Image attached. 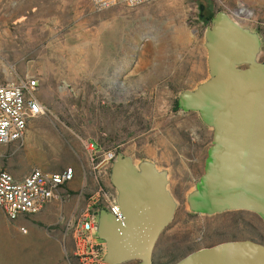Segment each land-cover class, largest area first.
I'll return each instance as SVG.
<instances>
[{"label": "rangeland", "instance_id": "1", "mask_svg": "<svg viewBox=\"0 0 264 264\" xmlns=\"http://www.w3.org/2000/svg\"><path fill=\"white\" fill-rule=\"evenodd\" d=\"M221 12L259 37L257 60L264 62V0H159L105 10L90 0H0V82L36 80L47 109L40 116L46 138L30 144L41 156L25 165L42 169L43 156L89 160L88 175H76L43 210L10 221L0 208V264H83L79 220L118 199L113 164L96 169L91 144L138 166L152 162L166 174L176 210L154 264L229 241L264 245L256 213L208 215L189 202L205 172L213 128L179 100L211 78L206 31ZM11 145H0L4 164ZM93 237L101 241L97 232Z\"/></svg>", "mask_w": 264, "mask_h": 264}, {"label": "water", "instance_id": "2", "mask_svg": "<svg viewBox=\"0 0 264 264\" xmlns=\"http://www.w3.org/2000/svg\"><path fill=\"white\" fill-rule=\"evenodd\" d=\"M206 39L211 78L179 100L184 111L198 112L213 128L205 172L189 202L203 214L247 210L264 222V62L257 60L261 42L224 12L212 19ZM111 181L123 219L108 209L99 212L105 261L154 264L156 244L176 210L166 174L152 162L138 166L119 153ZM174 264H264V245L252 240L224 242Z\"/></svg>", "mask_w": 264, "mask_h": 264}, {"label": "built area", "instance_id": "3", "mask_svg": "<svg viewBox=\"0 0 264 264\" xmlns=\"http://www.w3.org/2000/svg\"><path fill=\"white\" fill-rule=\"evenodd\" d=\"M97 10L115 6L139 7L153 4L159 0H90ZM39 84L36 80H27L11 84L0 82V145L22 141L32 121L47 113L46 107L39 101ZM114 151L94 150L93 162L96 169L107 163L112 165L117 159ZM75 170L66 167L58 172L34 169L23 180H17L10 172L0 166V208L10 221L39 212L66 193L65 188L75 180ZM102 192V191H101ZM103 193V192H102ZM106 198V196L104 195ZM113 215L123 219L118 199L107 208ZM100 210H87L79 220L80 244L78 255L83 264H108L104 241H96Z\"/></svg>", "mask_w": 264, "mask_h": 264}, {"label": "crops", "instance_id": "4", "mask_svg": "<svg viewBox=\"0 0 264 264\" xmlns=\"http://www.w3.org/2000/svg\"><path fill=\"white\" fill-rule=\"evenodd\" d=\"M34 122V123H32ZM29 125L27 134L25 138L20 142L12 143V145L7 148L11 150V156L7 157V162L4 164L3 161L0 160V166L10 172L17 180H23L27 177L34 169H40L34 166L25 165V161L32 160L33 158H40V154L30 146L31 142L36 144L42 138H46L45 134V119L38 118L32 121ZM47 147L53 148L54 144H46ZM91 155L94 153V145L91 144ZM51 157L54 159L53 151L50 153ZM44 164L42 170L48 172H58L63 170L66 167H72L75 170L76 175L86 176V172L89 169V160L84 163V156H80L76 154L75 157L67 158L66 160H51L47 156H43ZM24 163V164H23ZM55 167H62V169H54ZM75 175V177H76ZM88 175V174H87ZM73 183V182H72ZM71 183V184H72ZM70 184V185H71Z\"/></svg>", "mask_w": 264, "mask_h": 264}]
</instances>
